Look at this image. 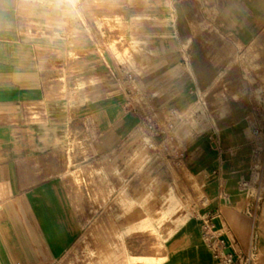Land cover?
Wrapping results in <instances>:
<instances>
[{
    "label": "crops",
    "instance_id": "crops-1",
    "mask_svg": "<svg viewBox=\"0 0 264 264\" xmlns=\"http://www.w3.org/2000/svg\"><path fill=\"white\" fill-rule=\"evenodd\" d=\"M119 22L143 51L159 53L149 72H131L146 96L143 110L151 103L164 120L195 112L209 122L185 141L176 136L174 146L159 136L165 147L151 165L172 162L207 177L200 214H217L222 227L245 237L239 184L250 177L259 140L233 56L261 29L264 0H0V264H62L88 230L132 228L131 173L121 178L115 168L126 170L142 120L117 81L130 72L111 48ZM157 175L173 180L167 168ZM118 195L124 211L112 202ZM117 213L123 222L111 220ZM101 214L107 220L97 221ZM234 214L245 220L243 236ZM204 218L167 223L162 229L172 233L161 240L126 238L108 248L93 241L101 251L91 263L217 264ZM256 264H264V207Z\"/></svg>",
    "mask_w": 264,
    "mask_h": 264
},
{
    "label": "rangeland",
    "instance_id": "rangeland-1",
    "mask_svg": "<svg viewBox=\"0 0 264 264\" xmlns=\"http://www.w3.org/2000/svg\"><path fill=\"white\" fill-rule=\"evenodd\" d=\"M113 29L114 27L110 28V30ZM118 29L121 32L120 40H114L111 44L117 63L138 76L149 72L159 54L157 50L143 51L142 43L139 40L127 38L121 22L118 23ZM145 44L155 46L154 42L146 41ZM233 62L237 64L239 73H242L245 78L248 95L251 96L252 105L255 107V126L257 129L254 132L258 131V134L253 133V137L258 140L259 138L264 139V23L253 42L240 49L233 56ZM151 106L149 103L146 112L155 119H160V115L156 113V107ZM245 106L247 107L248 104ZM170 117L168 120L174 121V128L170 131L167 140L165 139L166 141L158 139L159 136L144 135L142 130L140 142L133 147L127 156L126 170L120 167L115 168V173L121 178L131 173V181L126 184V188H131L135 197L133 196L130 206L126 209V216L128 221L129 217L131 218L132 228L126 230H88L77 250L73 252L71 258L74 259H69L62 264H92V258L99 255L101 251V246H93L92 242L96 240L102 241L106 248L113 242H123L126 238L133 241L141 238L161 240L165 239L167 234L172 233V229H162L163 226L168 227L167 223L178 226L190 216H207V214H200L201 207L207 197V177L198 175L185 165L173 164L172 162L166 167L156 165L157 162L155 165H151L156 160V153L159 150H163L165 145H175L176 136H179L181 141H185L193 137L195 132L199 130L201 121L208 122L206 116L199 119L198 113L195 112L189 114L180 112ZM154 137L158 139L159 145L162 141L166 144L158 146L153 139ZM164 152L167 153V149ZM166 156L171 158L168 153ZM165 168L173 174V180L169 183L162 182L157 175ZM117 189L121 190L120 194H122L123 183ZM112 202L124 211L123 199L119 195ZM106 216L107 214H101L97 221L107 220ZM124 218V213H117L111 220L123 222ZM230 221L237 233L243 236L245 220L236 214L234 219L231 218ZM134 248L137 249V246ZM137 260L139 259H133V261Z\"/></svg>",
    "mask_w": 264,
    "mask_h": 264
},
{
    "label": "built area",
    "instance_id": "built-area-1",
    "mask_svg": "<svg viewBox=\"0 0 264 264\" xmlns=\"http://www.w3.org/2000/svg\"><path fill=\"white\" fill-rule=\"evenodd\" d=\"M117 81L126 95V107L139 114L144 135L168 137L174 128V121L155 119L143 110L140 101L146 96L136 78L128 71H122ZM258 134V131L254 132ZM239 193L243 199L240 212L247 219L246 234L241 241L229 228L222 227L217 221V214L207 213L204 218V236L212 248L217 264H256L258 240L261 230V211L264 207V139L253 152L250 177L239 184Z\"/></svg>",
    "mask_w": 264,
    "mask_h": 264
}]
</instances>
